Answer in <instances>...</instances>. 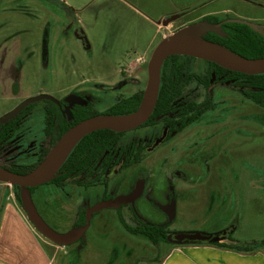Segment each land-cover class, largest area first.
I'll use <instances>...</instances> for the list:
<instances>
[{
	"label": "rangeland",
	"instance_id": "1",
	"mask_svg": "<svg viewBox=\"0 0 264 264\" xmlns=\"http://www.w3.org/2000/svg\"><path fill=\"white\" fill-rule=\"evenodd\" d=\"M157 1L160 0H145L144 6L136 0H0V115L39 90L53 93L70 86L92 87L98 106H107L116 100L117 93L111 94V87L119 82L122 73L135 76L136 91H143L154 48L178 30L199 39L206 31L201 23L204 12L246 20L259 30L264 27L263 7L247 0H214L190 12L173 27L163 28L157 24ZM191 2L185 0L180 6L192 11L194 4L188 6ZM165 9L172 11L170 7ZM65 16L78 21L88 46L71 28L61 26ZM189 66L197 73L209 69L207 61L197 58L191 59ZM95 85L101 87L94 88ZM194 87L189 86L184 96L201 101L206 89ZM131 90L126 87L122 95ZM213 100L215 110L187 127L178 139L165 140L140 164L115 177L118 191L126 192L115 202L131 201L133 186L140 191L132 206L128 205L133 211L130 208L120 214L128 225L135 226L140 220L162 223L164 215L159 209L171 199L176 216L168 222L167 229L176 234L192 232L188 230L201 222L206 204H195L196 197L204 200L210 194L231 192L239 199L240 195L247 199L255 193L247 180L264 178V110L224 85L216 86ZM31 124L41 131V120L34 119ZM153 134L156 132L141 129L125 132L119 144ZM8 188L15 202L13 188ZM50 189V185L42 184L37 192ZM32 198L45 224L61 235L59 241L41 232L24 208L15 203L48 251L55 254V264H145L174 245L171 241L153 245L141 235L128 233L112 209H102L92 219L87 218L89 225L77 238L80 231L74 223L79 203L57 211L54 200L43 206L35 194ZM254 216L253 211H248L246 218Z\"/></svg>",
	"mask_w": 264,
	"mask_h": 264
},
{
	"label": "flooded vegetation",
	"instance_id": "2",
	"mask_svg": "<svg viewBox=\"0 0 264 264\" xmlns=\"http://www.w3.org/2000/svg\"><path fill=\"white\" fill-rule=\"evenodd\" d=\"M65 17H63L64 19L61 23V26L64 29L71 28L76 37L82 39L88 46L87 40L83 35L78 21L72 20L70 16ZM183 17L184 16L170 22L168 25H171L173 27L174 23L178 22ZM161 21L162 19L160 20L159 25L162 26ZM223 22L224 21H222V23ZM168 25L162 27L166 28ZM176 28L178 29L179 26H177ZM15 69L18 70V65L15 66ZM123 74L124 73H122L119 82L115 83L111 87V89L113 90L110 93H117V96L115 97L116 100L119 98L135 95L138 92L136 91L135 76H131L130 74ZM221 79V77L216 76L214 73L212 74L209 89L206 90V92L208 91L212 95V97L216 86L224 85L230 87L228 81H223ZM191 85L195 86L194 89H199L200 87L202 88L201 85L195 82L186 85L184 87V90L182 91V95L178 99L179 101L199 102L194 98L184 96V93ZM100 87V85H95L94 88ZM126 87L130 89L132 88V90L128 95H122V91ZM94 93L95 92H93L92 87L78 89L76 87L70 86L55 90L53 93L39 90L31 97L40 94H46L53 97L55 101L41 99L32 103H28L16 115L8 119L7 121H3L4 116L15 109L24 100L31 97L22 99L18 103L12 105L6 111L2 112L0 115V166L23 170L37 163L43 152L50 150L52 137L63 134L65 132L64 130L75 118H88L87 116H89L90 113L102 112L110 105L109 104L107 106L104 105L99 107L98 98L94 95ZM37 102L41 103L36 104ZM34 119L41 120V131L36 126L31 124V121H33ZM172 121L173 120L165 121L157 119V122H155V124L145 125V123H143L139 127L130 131L141 129V131H155L156 134L151 135L149 138H139L120 145L119 143L124 136L122 135L118 143L113 146L111 151L107 152L105 158L99 159L95 163V166L93 168L86 167L84 171L80 173V176L78 175L75 178H72L63 188H60L56 185H50L53 188L52 190L50 189V191H43L42 193H38L37 189H35L33 194H35L36 198L41 201V204L43 206L47 205L50 200H54L55 204H57V208H55L57 211H62L65 208V205H75L79 203V206L77 207L78 215L77 213L76 215L79 216L81 213H83V227H87L89 225L88 223L86 224L87 218L89 220L90 218L92 219V217L102 209H112L117 212L120 218L122 210L129 212L131 207L129 208L128 205L132 206L134 200L138 198L137 196L139 195L140 191L138 188L133 186V190L131 191L130 195L131 201L127 203L115 202L120 196L123 197L126 194V192L121 193L118 191V184L115 183V177L121 172L131 168L132 166L140 164L144 160V156L146 154L152 153L165 140L169 138L178 139V136L187 127L192 125L190 124L182 130L175 132ZM163 134L164 139L157 145H154L155 141ZM189 142L191 143L192 140H190ZM131 145L135 147L134 150L130 149ZM127 147H129V149H126ZM137 154L140 156V159L138 162H134V158ZM33 194L31 196L32 202L34 201L32 198ZM113 200L114 202H112ZM170 206L173 213L172 219H174V217L176 216V206L171 202V199H169L167 203L161 206L159 209L164 215V221L158 224L166 225V228L168 222L172 219L169 220L168 214L163 209H168V207ZM131 211H133V207L131 208ZM169 211L170 210L168 209V212ZM77 218L74 223V227L76 229H78L76 225ZM140 221L145 222L143 220ZM85 229L83 231V234L86 231ZM168 232L170 231L168 230ZM175 234L176 233H170L168 239L161 243L166 244L168 241H174Z\"/></svg>",
	"mask_w": 264,
	"mask_h": 264
},
{
	"label": "trees",
	"instance_id": "3",
	"mask_svg": "<svg viewBox=\"0 0 264 264\" xmlns=\"http://www.w3.org/2000/svg\"><path fill=\"white\" fill-rule=\"evenodd\" d=\"M203 22L208 24H217L224 21L219 32L206 31L200 36L201 40L217 44L229 52L244 58H263L264 57V35L245 24L230 22L229 18H219L216 15H207L201 18ZM264 32V27L262 28ZM194 57L186 55H171L168 56L161 65L160 70V85L157 95V100L151 115L145 122V125L155 124L157 119L173 120L175 132L182 130L190 124L196 123L203 116L216 109L217 104L213 100L212 95L207 91L204 98L199 101L182 102L179 97L182 95L184 87L193 82L201 85L206 90L209 89L212 74L221 77V80L229 82L230 88L237 90L241 96L264 110V73L261 74H244L235 71L224 69L213 62L207 61L209 69L205 73H197L190 69L189 61ZM142 91H138L135 95L119 98L110 104L102 112L90 113L94 115H126L137 109L142 98ZM86 118V117H85ZM81 118H75L64 130L66 131L71 126L81 121ZM125 132H114L107 129L97 130L83 136L67 155L63 163L53 174V176L45 183V185H56L63 188L72 178L80 176V173L87 168H93L95 163L105 158L107 152H110L115 146L120 137ZM62 134L53 136L51 147L56 143ZM126 149H129L127 147ZM131 150L135 147L131 145ZM48 151L43 152L37 163L26 169H14L3 167L18 174H25L35 168L45 157ZM140 156L137 154L134 162H138ZM15 202L22 207L20 197V187L12 186ZM36 187L28 188L30 197ZM120 222L124 229L133 235H141L145 237L151 244L159 245L161 242L168 239L166 225L163 224H148L142 221L136 223L135 226L128 225L122 216ZM84 215L81 213L76 221L77 228H82ZM218 234H211L208 241L203 242H178L171 241L174 245L182 243H208L216 244ZM264 246V238L258 242H253L250 245L240 247L243 250H254Z\"/></svg>",
	"mask_w": 264,
	"mask_h": 264
},
{
	"label": "crops",
	"instance_id": "4",
	"mask_svg": "<svg viewBox=\"0 0 264 264\" xmlns=\"http://www.w3.org/2000/svg\"><path fill=\"white\" fill-rule=\"evenodd\" d=\"M136 1L144 6L146 4L145 0ZM184 1H157L159 3L156 4V11L160 19L166 15L185 11V6H180ZM212 1L214 0H192L188 6L194 4L191 11L193 12L204 8ZM256 1L264 3V0ZM168 7L172 8L171 12L165 9ZM207 15H216V13L204 12L202 17ZM247 184L255 190V193L247 199H243L242 195L239 199L237 194L229 192L220 195L210 194L204 200L196 197V201L194 200L197 205L201 201L206 204L201 214V222L188 231L208 235L218 234L216 244L172 245L166 247L162 256L155 257L145 264H264V246L254 250L240 248L264 238V178L248 179ZM248 211H253L255 216L247 219ZM82 234L83 232L76 234L79 236L77 238ZM63 253L68 254V251ZM54 261L55 254L48 251L14 200L9 197L8 186L0 183V264H55ZM105 264L110 262L107 261Z\"/></svg>",
	"mask_w": 264,
	"mask_h": 264
},
{
	"label": "water",
	"instance_id": "5",
	"mask_svg": "<svg viewBox=\"0 0 264 264\" xmlns=\"http://www.w3.org/2000/svg\"><path fill=\"white\" fill-rule=\"evenodd\" d=\"M247 1H249L254 5L264 8V4L261 2H258L256 0H247ZM190 12L191 11L189 10H185L171 15H166L162 18L161 24L162 26H166L170 22L179 19L180 17L185 16ZM160 20L158 21L157 24L160 23ZM228 21L245 24L255 30H258L264 35L263 29L261 30L257 29L255 24L249 21L242 20L239 18H231ZM201 23L203 24L206 31L218 32V29L222 22L217 24H208L207 22L202 21ZM194 39L197 38L189 37L185 31L178 30L168 35L167 37L163 38L162 41L154 48L147 64V81L142 93L141 101L137 109L132 113L126 115H95L82 119L81 121L71 126L68 130H66L56 141V143L50 148V150L47 152V154L42 159V161L35 168H33L32 170H30L25 174H18L0 166V183H4L7 186L20 187V197L22 201V207L27 212L29 218L34 223V225L41 232H43L44 234H46L50 238H53L56 241H59L61 237V235L58 234L55 230L47 226L45 222L42 220V218L39 216L27 189L45 184L57 171L56 170L53 173L49 174V171L52 165L54 164V162L56 161V159L58 158V156L70 144H73L71 148L72 150L75 144L83 136L91 132L102 129H107L114 132H126L133 130L139 127L140 125H142L143 123H145L149 118V116L151 115L153 108L155 106L159 85H160L161 65L168 56L186 55L197 59L213 62L224 69L239 73H244V74L264 73V57L254 58V59L244 58V57H239L230 52L235 56V58L227 59L217 55L212 51L199 47L195 43H192ZM198 40L201 39L199 38ZM41 99H48L55 101L53 97L46 94H40L28 98L24 100L20 105H18L15 109H13L11 112L6 114L3 118V121H7L8 119L12 118L28 103H32ZM110 117H127V118L121 121H110L108 120V118ZM163 139H164V134L155 141L154 145H157ZM168 209L171 212L170 211L168 212ZM168 209H163V210L166 211L169 220H171L173 218L171 206L168 207ZM84 229L85 227H82V228H78L77 230L83 232ZM70 235H68L67 237H69ZM174 238L178 242H196V241L203 242V241H208L211 238V235L204 234L201 232H181L175 234Z\"/></svg>",
	"mask_w": 264,
	"mask_h": 264
},
{
	"label": "bare ground",
	"instance_id": "6",
	"mask_svg": "<svg viewBox=\"0 0 264 264\" xmlns=\"http://www.w3.org/2000/svg\"><path fill=\"white\" fill-rule=\"evenodd\" d=\"M192 43H195L199 47H202V48H205L209 51H212L221 57H224L227 59H234L235 58V56L233 54H231L230 52H228L227 50L223 49L222 47H220L216 44L205 42V41L198 40V39H194L192 41ZM126 118L127 117H110V118H108V120H110V121H121V120L126 119ZM72 146H73V144H70L69 146H67V148L58 156V158L56 159V161L52 165V167L49 171V174L56 171L58 169V167L63 163L64 159L67 157Z\"/></svg>",
	"mask_w": 264,
	"mask_h": 264
}]
</instances>
